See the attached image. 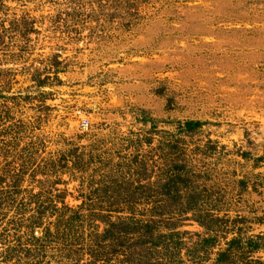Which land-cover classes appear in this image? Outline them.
<instances>
[{"label": "rangeland", "instance_id": "obj_1", "mask_svg": "<svg viewBox=\"0 0 264 264\" xmlns=\"http://www.w3.org/2000/svg\"><path fill=\"white\" fill-rule=\"evenodd\" d=\"M0 264H264V0H0Z\"/></svg>", "mask_w": 264, "mask_h": 264}]
</instances>
